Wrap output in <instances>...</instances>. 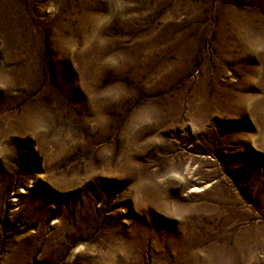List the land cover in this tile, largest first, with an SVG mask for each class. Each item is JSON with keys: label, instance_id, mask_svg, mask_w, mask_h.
Segmentation results:
<instances>
[{"label": "rangeland", "instance_id": "rangeland-1", "mask_svg": "<svg viewBox=\"0 0 264 264\" xmlns=\"http://www.w3.org/2000/svg\"><path fill=\"white\" fill-rule=\"evenodd\" d=\"M230 251L264 264V0H0V264Z\"/></svg>", "mask_w": 264, "mask_h": 264}, {"label": "bare ground", "instance_id": "bare-ground-1", "mask_svg": "<svg viewBox=\"0 0 264 264\" xmlns=\"http://www.w3.org/2000/svg\"><path fill=\"white\" fill-rule=\"evenodd\" d=\"M232 22L234 24L240 23V21H242L243 19L239 18L238 16H235L232 18ZM249 24V23H248ZM243 28V27H242ZM245 28V27H244ZM240 29V28H239ZM241 30V29H240ZM244 35L246 34V32L243 30L242 32ZM241 34V35H243ZM180 240V239H179ZM241 246V245H240ZM234 248V247H233ZM239 248V247H238ZM242 248V246H241ZM187 250V249H186ZM214 250V249H213ZM231 250V249H230ZM237 250V249H236ZM215 251V250H214ZM212 251V252H214ZM191 253V252H190ZM242 253V252H241ZM236 254L234 251H230V252H216V254H212L210 256H205V260H199L198 261H194L193 264H234V258H236ZM241 255V254H240ZM188 256H190V254H188ZM238 256V255H237ZM201 257V256H200ZM203 259V257H202Z\"/></svg>", "mask_w": 264, "mask_h": 264}]
</instances>
